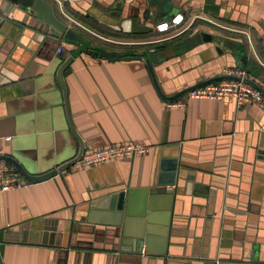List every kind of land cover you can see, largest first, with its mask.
Masks as SVG:
<instances>
[{
	"label": "crops",
	"instance_id": "0c3cea01",
	"mask_svg": "<svg viewBox=\"0 0 264 264\" xmlns=\"http://www.w3.org/2000/svg\"><path fill=\"white\" fill-rule=\"evenodd\" d=\"M63 1L92 19L90 26L75 18L82 28H69L94 47L131 56L153 53L167 97L222 76L224 68H239L236 54L229 53L234 43L264 75V0H173L165 17L151 21L143 19L145 0ZM103 3L124 5L122 28L100 11ZM23 14L16 10L0 21V73L19 78L5 84L10 79L0 75V149L40 176L75 158L80 148L57 78L78 46L39 36L43 32L23 23ZM179 14L186 19L182 26L157 31ZM133 18L152 29L135 28ZM202 34L217 41L199 40ZM65 82L70 117L86 152L127 143L145 144L149 151L74 166L40 183L24 178L22 189L1 193L0 264H264L262 110L238 107L230 98L169 107L144 58L109 62L82 54ZM174 166L175 185L163 187L175 197L166 255L122 254L111 240L112 227L89 223V211L98 219L113 214L90 205L111 207L117 192L151 190L163 177L169 183Z\"/></svg>",
	"mask_w": 264,
	"mask_h": 264
},
{
	"label": "water",
	"instance_id": "95a60500",
	"mask_svg": "<svg viewBox=\"0 0 264 264\" xmlns=\"http://www.w3.org/2000/svg\"><path fill=\"white\" fill-rule=\"evenodd\" d=\"M145 2L146 3L143 6V19L146 21H151L155 17H165V15L170 12L169 6L172 4L173 0H145ZM122 6L124 8V5ZM122 6H119V4L107 6V4L103 3L102 8L99 9L100 11H104L105 14L113 17L115 19V23L120 24V28H122L126 22L122 18L124 12ZM74 8L76 9V7ZM141 8L142 7H139V10ZM16 10L24 12V19L22 21L23 23H28L32 28L43 32L39 33V36L45 37V35H48L56 38L57 40H62L66 44L78 46L77 51L71 57L66 59L60 65L57 71V78L63 92L70 130L80 145L76 157L62 164L55 170L37 176L30 174L16 158L11 156H0V160H4L12 164L20 172V174L30 182L40 183L57 176L59 173L74 167L79 162L81 157L86 153L85 143L78 136L70 117L68 90L65 82V73L67 69L70 68L73 62L82 54L109 62L141 60L144 58L156 84V88L158 89L161 97L167 102H176L182 99L187 93L209 84L235 79L227 76L215 77L210 80L200 82L193 87L187 88L174 96L167 97L160 89V85L155 76L151 58L153 53H145L143 55L134 57L126 52L104 51L98 49L92 45L93 43L89 38L82 36L80 33L72 31L68 25L57 16L55 6L47 0H0V13L2 14L0 21L4 22V19L8 17L10 13H14ZM132 21L135 28H138L141 31L142 29H152L141 26L139 24L140 22L138 18H133ZM201 37L202 41L204 42H212L216 40V38L210 34H202ZM230 48L231 49L229 50V53L236 54L235 57L238 61L239 68L252 71L256 77L264 82V75L253 70L252 67L249 66L251 58L249 55H246L244 47L240 44L234 43L231 44ZM0 75H4L10 79V81L8 80L9 82H5V84H11L12 81H19L18 77L10 76L5 69L1 71ZM246 83L258 89L264 95V87L259 86L250 80H246ZM1 84L2 83L0 82V85ZM171 172L173 174L170 176L169 183L163 182V177L161 178V181L157 182L156 186H153V189L151 190L145 189L134 190L130 193H114L115 195L112 199L113 205H111V207H105L99 204L98 205L100 207H97L96 204L90 205L92 209L98 208L102 211H109L113 214L103 212L101 214L102 218L98 219L96 217V213L89 211V223L112 227L111 240L116 246V249H118V251L122 254L138 256L141 255L143 251H145L148 255H166V246L168 243L171 227L172 207L175 197L173 190H165L163 187L175 185V166L171 169ZM136 197L140 198L141 201L136 202ZM109 216H112L113 220L110 221L106 218ZM156 245L161 246L160 250H155Z\"/></svg>",
	"mask_w": 264,
	"mask_h": 264
},
{
	"label": "built area",
	"instance_id": "2783aa9c",
	"mask_svg": "<svg viewBox=\"0 0 264 264\" xmlns=\"http://www.w3.org/2000/svg\"><path fill=\"white\" fill-rule=\"evenodd\" d=\"M55 4L60 14L67 21L68 27L82 28V25L71 16L65 9L63 0H49ZM194 21V19L191 21ZM186 22L183 14H179L159 25L156 29L160 33H168L176 30ZM85 30V28H83ZM89 31V30H85ZM91 35L94 32H88ZM63 49H59L61 54ZM222 76L235 78L234 80L220 81L198 88L187 93L182 99L169 103V107H184L189 100H215L222 101L230 98L235 100L238 107L245 105L256 106L264 112V95L256 88L246 83L250 80L259 86L264 87V82L256 77L253 73L243 68H224ZM149 147L140 143L114 144L99 150L86 152L79 162L75 165L78 168H90L109 164L120 159H131L136 156L148 153ZM0 156H4V152L0 149ZM28 184V181L20 174V172L10 163L0 160V194L8 193L12 190H20Z\"/></svg>",
	"mask_w": 264,
	"mask_h": 264
},
{
	"label": "trees",
	"instance_id": "16d2710c",
	"mask_svg": "<svg viewBox=\"0 0 264 264\" xmlns=\"http://www.w3.org/2000/svg\"><path fill=\"white\" fill-rule=\"evenodd\" d=\"M65 9H66V11L71 15V16H73L74 18H76V19H78V18H80L81 19V21H84V19L85 20H88L90 23H87V22H84L85 24H87V25H90V26H92V19H90V17H88V16H85V15H82L81 14V9H79V8H72L71 7V4L69 5V4H65ZM95 23V22H94ZM95 25V24H94ZM134 57H137V55H135ZM69 69L70 68H68L67 69V71H66V73L69 71ZM65 73V74H66Z\"/></svg>",
	"mask_w": 264,
	"mask_h": 264
},
{
	"label": "rangeland",
	"instance_id": "374dc122",
	"mask_svg": "<svg viewBox=\"0 0 264 264\" xmlns=\"http://www.w3.org/2000/svg\"><path fill=\"white\" fill-rule=\"evenodd\" d=\"M222 30V29H221ZM72 31H74V32H77L75 29L73 30L72 29ZM78 33V32H77ZM226 34H228V35H231V36H235L236 35V33H232V32H225ZM238 35V34H237ZM197 38H199V40H202V37H201V35L199 36V37H197ZM102 50H103V48H101Z\"/></svg>",
	"mask_w": 264,
	"mask_h": 264
}]
</instances>
